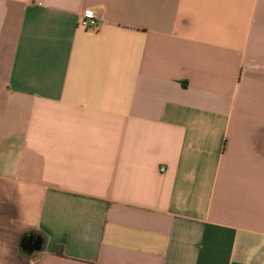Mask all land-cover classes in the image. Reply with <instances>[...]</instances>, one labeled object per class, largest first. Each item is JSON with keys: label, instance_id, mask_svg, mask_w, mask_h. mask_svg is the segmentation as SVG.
Returning a JSON list of instances; mask_svg holds the SVG:
<instances>
[{"label": "crops", "instance_id": "1", "mask_svg": "<svg viewBox=\"0 0 264 264\" xmlns=\"http://www.w3.org/2000/svg\"><path fill=\"white\" fill-rule=\"evenodd\" d=\"M0 264H264V0H0Z\"/></svg>", "mask_w": 264, "mask_h": 264}, {"label": "built area", "instance_id": "2", "mask_svg": "<svg viewBox=\"0 0 264 264\" xmlns=\"http://www.w3.org/2000/svg\"><path fill=\"white\" fill-rule=\"evenodd\" d=\"M101 19L99 16L93 15L92 13H85L84 17H82L80 21V26L86 30H94L97 29L100 25Z\"/></svg>", "mask_w": 264, "mask_h": 264}, {"label": "flooded vegetation", "instance_id": "3", "mask_svg": "<svg viewBox=\"0 0 264 264\" xmlns=\"http://www.w3.org/2000/svg\"><path fill=\"white\" fill-rule=\"evenodd\" d=\"M24 243H22V247H23V245H25V243L27 242V240H28V244L25 246V248L23 247V249L25 250V251H30V249H31V245L33 244V246H37V245H40V241L38 240V239H36V237H34L33 235H30V236H26L25 238H24ZM29 241H31V243L29 242Z\"/></svg>", "mask_w": 264, "mask_h": 264}, {"label": "trees", "instance_id": "4", "mask_svg": "<svg viewBox=\"0 0 264 264\" xmlns=\"http://www.w3.org/2000/svg\"><path fill=\"white\" fill-rule=\"evenodd\" d=\"M23 238H25V236ZM22 241H23V239H22ZM20 243H21V241H20ZM20 251H22V253L24 254V251L23 250L20 249ZM56 254L58 256H63V254H62V247L61 246L58 247Z\"/></svg>", "mask_w": 264, "mask_h": 264}, {"label": "water", "instance_id": "5", "mask_svg": "<svg viewBox=\"0 0 264 264\" xmlns=\"http://www.w3.org/2000/svg\"><path fill=\"white\" fill-rule=\"evenodd\" d=\"M23 241H25V240H23ZM29 242L31 243V241H29ZM26 243L28 244V241H27ZM26 243H25V245H23L24 248H25V246L27 245ZM39 246H40V245L33 246V244H32L30 247H31V248H36V249H38Z\"/></svg>", "mask_w": 264, "mask_h": 264}]
</instances>
